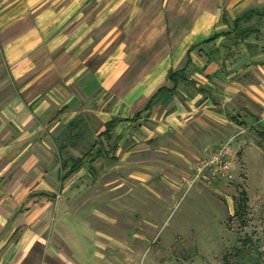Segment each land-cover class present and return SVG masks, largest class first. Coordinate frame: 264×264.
Instances as JSON below:
<instances>
[{
    "label": "crops",
    "instance_id": "obj_1",
    "mask_svg": "<svg viewBox=\"0 0 264 264\" xmlns=\"http://www.w3.org/2000/svg\"><path fill=\"white\" fill-rule=\"evenodd\" d=\"M0 72V264L111 262L67 220L81 180L181 188L232 138L264 173V0H0Z\"/></svg>",
    "mask_w": 264,
    "mask_h": 264
},
{
    "label": "rangeland",
    "instance_id": "obj_2",
    "mask_svg": "<svg viewBox=\"0 0 264 264\" xmlns=\"http://www.w3.org/2000/svg\"><path fill=\"white\" fill-rule=\"evenodd\" d=\"M72 140L64 134L61 144ZM249 142L247 166L237 154L236 178L228 183L178 188L161 172L143 181L121 170L97 175L90 186L81 180L80 207L67 220L82 238L107 242L99 244L107 264H226L238 261L241 249L264 264V173L253 152L259 146ZM60 153L67 158L70 150Z\"/></svg>",
    "mask_w": 264,
    "mask_h": 264
},
{
    "label": "built area",
    "instance_id": "obj_3",
    "mask_svg": "<svg viewBox=\"0 0 264 264\" xmlns=\"http://www.w3.org/2000/svg\"><path fill=\"white\" fill-rule=\"evenodd\" d=\"M205 155L194 164L190 174L181 177L180 186L192 187L200 183L215 185L218 182H232L236 178V150L233 138L218 146L205 149Z\"/></svg>",
    "mask_w": 264,
    "mask_h": 264
},
{
    "label": "trees",
    "instance_id": "obj_4",
    "mask_svg": "<svg viewBox=\"0 0 264 264\" xmlns=\"http://www.w3.org/2000/svg\"><path fill=\"white\" fill-rule=\"evenodd\" d=\"M246 18L249 17V12L246 13L245 15ZM242 19L241 18H237L236 19V25L239 26V23ZM217 36V34H215L212 39H214L215 37ZM179 75H182V76H185L184 74H182V71H174V72H170L169 73V77L171 79H176L177 76ZM150 106V104L148 105ZM64 147V146H63ZM83 161L84 159L82 158H78V159H74L73 160V165L71 166V168L69 169V171L66 173V175H70L72 174L76 169L80 168L82 165H83ZM68 165V160H66L64 162V167H66ZM244 250H239L237 252L238 256H239V260H235V261H227L226 264H257L256 263V259H254L250 253V251H247V252H243ZM246 251V250H245Z\"/></svg>",
    "mask_w": 264,
    "mask_h": 264
}]
</instances>
